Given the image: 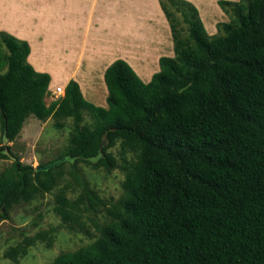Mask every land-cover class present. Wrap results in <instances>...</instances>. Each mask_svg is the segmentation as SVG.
<instances>
[{
    "label": "trees",
    "instance_id": "1",
    "mask_svg": "<svg viewBox=\"0 0 264 264\" xmlns=\"http://www.w3.org/2000/svg\"><path fill=\"white\" fill-rule=\"evenodd\" d=\"M159 3L174 55L159 57L148 82L114 60L105 107L73 79L46 103L50 75L29 63L26 40L0 31V158L11 160L0 171V221L51 191L66 162L109 172L116 144L123 158L117 199L100 200L86 183L76 200L57 194L53 210L67 229L83 228L81 200L104 205L105 220L94 239L48 264H264V0H218L229 20L213 35L192 3ZM29 115L73 122L64 151L36 166L2 144ZM54 232L24 236L4 257L17 263L37 242L51 247Z\"/></svg>",
    "mask_w": 264,
    "mask_h": 264
},
{
    "label": "crops",
    "instance_id": "2",
    "mask_svg": "<svg viewBox=\"0 0 264 264\" xmlns=\"http://www.w3.org/2000/svg\"><path fill=\"white\" fill-rule=\"evenodd\" d=\"M186 1L197 8L208 35L229 20L218 0ZM0 31L28 42L27 60L50 75L49 86L64 89L73 79L84 98L104 107V71L114 60L124 59L148 82L159 57L174 55L159 0H0ZM151 50L162 53L151 58Z\"/></svg>",
    "mask_w": 264,
    "mask_h": 264
},
{
    "label": "rangeland",
    "instance_id": "3",
    "mask_svg": "<svg viewBox=\"0 0 264 264\" xmlns=\"http://www.w3.org/2000/svg\"><path fill=\"white\" fill-rule=\"evenodd\" d=\"M151 51V58L162 53ZM85 85L89 87V83ZM53 89L49 86V90ZM83 94L86 96L85 92ZM52 99H54L53 96L46 95L45 102L49 103ZM85 118L89 120L87 114ZM62 123V126L58 127L51 116L40 120L34 115H29L17 137L13 141L2 144L10 145L13 154L17 155L22 162L36 166L38 163L57 157L64 151L73 122L71 118H66L62 119ZM1 137L0 125V143ZM111 151L116 157L117 168L107 172L101 167L94 168L83 161L66 162L59 168L62 176L51 191L37 195L29 202L23 201L12 207L10 217L0 221V264H48L58 253L87 244L99 234L97 226L105 220L104 205L100 202L96 204L88 203L87 200L84 204L82 200L79 202L82 208L89 207V209L84 211L82 216L83 228L76 226L75 230L66 228L53 207L56 204L55 198L61 190H64L68 198L76 200L85 187V183L96 191L100 200L108 202L117 199L122 193L121 183L124 174L120 166L123 158L119 144L112 147ZM10 162V159L0 158V171ZM51 227L55 230L51 247L44 242H37L28 248L26 254L19 257L17 263L4 257V252L20 242L24 236H31L39 230Z\"/></svg>",
    "mask_w": 264,
    "mask_h": 264
},
{
    "label": "built area",
    "instance_id": "4",
    "mask_svg": "<svg viewBox=\"0 0 264 264\" xmlns=\"http://www.w3.org/2000/svg\"><path fill=\"white\" fill-rule=\"evenodd\" d=\"M50 96H53L54 99L52 100H56L59 97H61L64 93V89L60 86H57L56 88H54L53 90H50Z\"/></svg>",
    "mask_w": 264,
    "mask_h": 264
},
{
    "label": "bare ground",
    "instance_id": "5",
    "mask_svg": "<svg viewBox=\"0 0 264 264\" xmlns=\"http://www.w3.org/2000/svg\"><path fill=\"white\" fill-rule=\"evenodd\" d=\"M90 85V84H89ZM88 89H90L89 87L88 88H85V91L87 92L88 91Z\"/></svg>",
    "mask_w": 264,
    "mask_h": 264
},
{
    "label": "water",
    "instance_id": "6",
    "mask_svg": "<svg viewBox=\"0 0 264 264\" xmlns=\"http://www.w3.org/2000/svg\"><path fill=\"white\" fill-rule=\"evenodd\" d=\"M5 141V140H4ZM48 166H45L44 168H47Z\"/></svg>",
    "mask_w": 264,
    "mask_h": 264
}]
</instances>
